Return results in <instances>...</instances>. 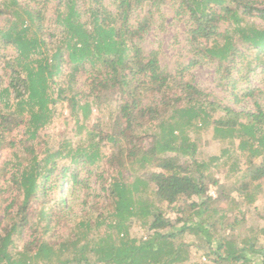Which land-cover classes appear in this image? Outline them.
<instances>
[{
  "label": "trees",
  "instance_id": "obj_1",
  "mask_svg": "<svg viewBox=\"0 0 264 264\" xmlns=\"http://www.w3.org/2000/svg\"><path fill=\"white\" fill-rule=\"evenodd\" d=\"M165 1L167 0H117L114 12H110L104 7L102 0H59L54 21L61 27L63 41L51 53H48V44L43 38L42 12L23 7L17 0H8L9 7L0 2V17L10 14L7 24L0 29V44L11 46L15 51V55L4 62L5 79L0 80V149L6 147L14 150L15 157L12 163L6 162L0 168V179L10 189V196L4 200L6 205L2 210L4 219L3 222L0 221V264H34L32 260H44L50 256L53 258L45 264H95L102 261L139 264L134 259L135 254L148 249H156L150 257L154 264H158L154 257L161 254L163 256L164 248L171 249L173 240L187 231L203 240L205 245H211L207 234L217 226V220H213V216L219 215L222 219L226 212L215 206L218 202L228 200L229 195L219 192L216 198L208 196L209 187L218 185V180L210 169L204 172L198 167L191 174L182 172L183 166L178 157L158 156L157 138L142 134L144 127L154 123L155 119L164 120L172 110L183 116L189 109H180L181 97L170 93V81L173 77L161 69L157 54L152 52L145 55L138 46L136 39L146 26L138 24L135 27L129 23V15L134 9L144 5L157 8ZM176 1L189 15L190 44L202 58L216 60L221 67L225 60L232 64L237 55L246 56L245 53L253 52L259 59V54H264V28L250 25L247 21V18H253L264 23V0ZM10 6L16 7L20 12ZM86 15L87 19L82 21V17ZM227 21L236 26L235 37L227 36L222 46L202 49L201 41L207 43L211 38L225 37L219 33V26ZM239 47L244 53L239 52ZM62 65H66L68 69L63 71ZM67 71L71 78L80 71L85 72L89 87L88 95L83 96L85 102L82 106L74 103L73 98L69 100L73 102L72 111L80 109L87 118L91 112V104L101 103L102 98L108 95L117 103L112 127L109 133L100 132L98 142L89 143L85 149L72 150L65 144L58 152H47L45 159H39L35 150L39 145V131L50 123V106L55 104L52 87H57L56 98L61 97L64 88L57 79ZM225 72L224 77L229 76L228 67ZM199 93L194 87H185L187 103H197ZM256 94L264 97V81L262 89L248 90L244 97L253 99ZM89 97L93 98L91 104L88 102ZM148 98L149 103H145ZM210 106L212 112L223 109L226 114L233 116H224L212 121V124L219 129L231 131L233 137L239 140V151L243 155L246 149L249 151L247 158L251 166L250 180L257 182L264 179V100L254 98L253 109L249 113L234 112L216 104ZM194 111H190V114L195 115L197 111ZM199 112L204 111L200 109ZM21 127L23 131L19 138L14 133ZM172 132L173 129L170 128L169 135ZM148 137L152 140L145 147L144 139ZM103 141L110 142L114 147V151L104 158L110 168L121 171L126 170V165L139 163L143 167L150 164L151 168L156 169L149 172L146 180L154 186L153 197L158 202L173 205L180 198L184 201L196 198L189 204L190 214L177 220L182 225L175 228L174 223L161 212L149 210L145 213L147 230L153 231L154 235L151 240L138 244L137 240L128 237V229L134 220V206L128 203L126 197L130 189L119 182L115 175L105 178L104 173H101L97 178L101 180L100 190L106 194L107 203L103 207L98 202L93 203L92 208L96 210L94 219L84 211L68 238L58 240L60 236L55 233L52 234L55 239L51 241L45 240L42 235L39 238L33 236L27 242V250L23 253L16 252V242L29 226L28 212L32 203H41L44 232L51 231L49 225L56 214H51L49 207L45 208L49 201H42L53 188L60 189L69 180L73 187L78 186L83 190V203H86L91 190V172H87V178L80 173L86 167L95 166L100 160L98 143ZM195 154L192 150L190 156L194 158ZM67 158H71L70 161L76 167L80 165L81 170L72 171L69 165H58L60 159ZM61 198L62 196L57 199L62 208L58 214L65 218L74 217L71 208L64 207L65 203ZM232 201L233 199L230 202ZM106 209L108 215L104 214ZM107 218L113 219L108 223V229L112 233L111 247L104 248L100 244L94 246L91 238L95 237L96 230ZM167 228L172 229V232L160 233ZM29 230L38 233L37 229ZM157 239L161 244L154 246ZM216 245L215 250L208 249L209 253H213L214 263L225 259L231 260L233 264H245L251 262V258H246L250 253L260 260V264H264V247L254 249L251 245L249 249L238 248V254L232 256L227 251L228 242L220 239ZM165 254L167 259L168 252ZM92 259H95L93 263ZM159 264H166V260Z\"/></svg>",
  "mask_w": 264,
  "mask_h": 264
},
{
  "label": "rangeland",
  "instance_id": "obj_2",
  "mask_svg": "<svg viewBox=\"0 0 264 264\" xmlns=\"http://www.w3.org/2000/svg\"><path fill=\"white\" fill-rule=\"evenodd\" d=\"M58 1L17 0L23 7L42 12L43 38L48 44V53H51L63 41V36L60 35L61 27H58L54 21ZM116 1L102 0V3L108 11L114 12ZM0 2L9 7L7 5L8 0H0ZM63 7L62 9H64ZM12 9H15L18 13L20 12L16 7ZM86 17L87 15L82 17L81 20L85 21ZM9 18L10 14L0 17V29L4 28ZM247 21L250 25L254 24L256 27L261 26L264 28V23L260 20L247 18ZM129 23L135 27L138 24L146 26L144 32L136 39L138 46L145 55L152 52L157 54L161 69L170 73L173 77L170 81V93H175L181 97L180 109L186 110L189 108L183 116L180 115V112L174 113L170 109L171 112L166 115L164 120L155 119L154 123L144 127L142 134H149L157 138L156 154L158 156L178 157L180 164L183 166L182 172L191 174L198 167L204 172L210 169L218 180V185L209 187L208 196L216 198L219 192L229 195L228 200L218 202L215 206L226 212L225 218L222 219L219 215L213 216V220H217V226L207 234L211 245H205L203 240L197 239L192 232L187 231L173 240L171 249L164 248V252L162 251L163 256L161 254L154 257V259L158 264L165 260L166 264H233L231 260L226 261L225 259L214 263L213 253H209L208 249L215 250L217 241L220 239H222V242H228L227 251L232 256L238 254V248L249 249L251 245L254 249L264 247V179L257 182L250 180L249 171L251 166L247 158L249 151L246 149L245 155H243L239 151L240 142L233 137V133L228 129H219L212 124V121L224 116L227 118L233 116L226 114L223 109L212 112L210 105L216 104L228 107L238 113H249L253 109L252 101L254 98L260 101L264 100V97L261 98L258 94L253 99L244 97L248 90L262 89L263 87L264 54H259V59H257V54L253 52L245 53L246 56L237 55L232 64L225 60L221 67L216 60L202 58L200 53H195L193 45L190 44L188 32L191 28V21L189 15L176 0H167L157 8L144 5L134 9L129 15ZM235 28L236 26L231 21L221 23L219 33H222L225 37L211 38L207 43L201 41L200 46L202 49L212 48L216 45L222 46L227 36L235 37ZM50 34L53 36H50ZM239 52L244 53V50L239 47ZM14 55L15 51L11 46L0 44V80L5 79L4 62ZM227 67L229 68V76L224 77L227 73L225 72ZM67 69L66 65H62L63 71ZM70 75L67 71L57 79L59 85L64 88L61 97L56 98L57 87H52L51 93L55 104L50 106L52 110L50 123L39 131V145L35 149L39 159H45L47 152L50 154L58 152L64 148L65 144H68L72 150L85 149L89 143L98 142L100 132L104 134L109 133L111 130L113 112L117 105L116 101L106 95L102 98L101 103L98 102L95 105L91 104L93 98L89 97L88 102L91 104V112L87 118L84 117V113L80 109L72 111L73 102H69V100L73 98L74 103L77 102L78 105L82 106L85 102L83 96L88 95L89 87L86 84L85 72L80 71L73 78ZM188 86L194 87L200 92L198 102L195 104L187 103L185 99V87ZM145 103H149V98L145 99ZM200 109H203L204 112L200 113ZM190 111H194L195 115L190 114ZM208 122L211 123L207 125ZM170 128L173 129L171 135H169ZM22 131L21 127L14 135L18 134L20 138ZM151 140V137L145 138L144 146L147 147ZM184 140L185 142H183ZM98 147L101 158L95 166L81 170L80 165L76 167L75 163L70 161L71 158L58 161L60 167L66 164L70 166L72 171L81 170L80 174L83 177H89L87 172H91L89 177L91 190L86 203H83V190L78 186L73 187L69 180H66L60 189L53 188L47 194V198L42 201L44 203L49 201L45 208L49 207L50 213L56 214L53 222L49 225L51 231L44 232V222L40 214L43 210L41 203H32L28 212L29 226L23 231L21 239L16 242V252L23 253L24 250H27V242L32 240L33 236L39 238L42 235L45 240L51 241L55 239V236L52 235L55 233L56 236H60L58 240L68 238L69 233L76 222L80 220L84 211L89 214L91 219H94L96 210L92 208L93 203L98 202L101 207L106 206L107 203L106 194L100 190L101 180L97 178L101 173H104L105 178H108V175H115L119 182L124 183L126 188L130 189V193L126 197L128 203H132L134 206V220H132L131 227L128 229V237L137 240L138 244L151 240L154 235L153 231L147 230L145 213L149 210L161 212L165 218L174 223L175 228L182 225L177 220L190 214L189 204L196 198L192 197L187 201L180 198L173 205L158 202L153 197L154 186L146 180L149 172L156 169L151 168L150 164L143 167L139 163H135L133 166L126 165V170L117 171L110 168L104 159L114 151L111 143L103 141L100 144L98 143ZM192 150L196 152L194 158L190 156ZM13 152L14 150L6 147L0 149V168L6 162L10 161L12 163L15 160ZM52 187L54 186L52 185ZM7 188L0 179V221L2 222L4 219L2 210L6 205L4 200L10 196V189ZM14 194L11 196H14ZM60 196H62L61 200L65 203L64 207H70L74 217L65 218L58 214L62 209L57 200ZM232 199L233 201L230 202ZM16 202L19 201L16 199ZM104 212L105 215H108L107 209ZM112 220V218H107L96 230L95 237L91 238L94 246L100 244L104 248L111 247L112 233L108 229V223ZM29 229H37L38 233H33ZM168 232H172V229L167 228L160 231V233L165 234ZM159 242L160 240L157 239L154 246H159L161 244ZM155 250L148 249L136 253L134 259L139 264H154L150 255ZM165 252H168L167 259H165ZM50 258L53 257L50 256L44 260L34 259L31 262L45 264ZM246 258H251V262L248 261L245 264H260V260H257L250 253L248 256L246 255ZM94 260L92 259L91 263ZM95 264L115 263H111V261L104 263L102 261Z\"/></svg>",
  "mask_w": 264,
  "mask_h": 264
},
{
  "label": "built area",
  "instance_id": "obj_3",
  "mask_svg": "<svg viewBox=\"0 0 264 264\" xmlns=\"http://www.w3.org/2000/svg\"><path fill=\"white\" fill-rule=\"evenodd\" d=\"M210 192V191H209ZM210 195H212L211 193H210Z\"/></svg>",
  "mask_w": 264,
  "mask_h": 264
}]
</instances>
